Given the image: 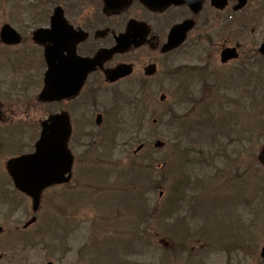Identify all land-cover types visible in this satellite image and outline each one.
Wrapping results in <instances>:
<instances>
[{
  "label": "flooded vegetation",
  "instance_id": "obj_1",
  "mask_svg": "<svg viewBox=\"0 0 264 264\" xmlns=\"http://www.w3.org/2000/svg\"><path fill=\"white\" fill-rule=\"evenodd\" d=\"M2 13V112L6 102L12 107L35 93L46 112L69 114L70 146L84 144L83 154L88 143L102 140L92 130H102L109 114H115L116 122L132 92L154 94L149 84L158 76L159 89L168 96L188 92L203 97L222 87L232 94L264 95V0H4ZM4 25L16 33L7 41L1 39ZM47 50L52 58H72L55 65L53 85L55 91L78 88L74 96L53 103L38 100L49 70ZM102 53L104 62L89 73L86 61ZM119 68L130 74L110 81ZM77 128L83 130L80 137L74 134ZM6 197L4 191L0 264H86L67 236L58 239L45 232L42 206L34 214L28 200L22 204ZM33 217L35 223L25 228Z\"/></svg>",
  "mask_w": 264,
  "mask_h": 264
},
{
  "label": "rangeland",
  "instance_id": "obj_2",
  "mask_svg": "<svg viewBox=\"0 0 264 264\" xmlns=\"http://www.w3.org/2000/svg\"><path fill=\"white\" fill-rule=\"evenodd\" d=\"M0 21V24H2L3 13L0 14ZM222 72L226 73L227 75V71ZM160 81V76H158L152 84H149L150 91L153 90L155 93L149 95L150 97L143 98L148 104V106H146L148 112L151 115L153 113L157 117V120L158 118L166 116L165 120L157 129V133L155 135L160 136V140L163 139L166 141L167 145L162 150H157L155 148L153 149L152 146L151 149L148 148V151L142 152L138 157V159L144 160L143 157L148 155L150 156V160L155 162L157 168L155 171L156 174L159 175L156 176L155 179H158L156 182H160L162 185L156 187L155 192L152 194L153 201H157V203L161 205L163 203L162 198L169 195V190L171 189L169 186L171 184L178 183L179 180L182 179L184 171H187L191 174L194 173V176L189 177L191 178V182L188 183V186L190 187L195 185L197 182L196 180H205L206 176L204 175H217L216 178H214L206 187H204V191H212L208 196L210 200L205 201L206 195L201 194L198 196V201L194 203L192 207L190 206L191 214L194 211L195 215L198 213V217L194 219L192 217L188 220L187 224L183 227L187 228L183 234L191 235V238L200 236L201 238L206 239L205 242L210 244L215 241V239H208L214 231L215 237L218 239V243H214L215 246H218V253H211L207 251L203 255L199 264H264V259L260 257L261 249L264 247V216L261 212L258 213L254 225H251L250 223L247 224V222H245L243 224V228H233L234 230L230 231L231 237L233 236V238L230 237L229 240L223 238V230L229 229L233 226L241 225V223L234 218L233 213V207L238 199H245V201L247 200L246 203L250 202L251 206L254 205L257 207L260 206V203H262L260 197L264 196V168L258 163L257 156L260 153L261 148L264 146V100L253 102V105H251L249 102L252 100V98L242 94V99L244 101L241 103L243 106L241 110L244 111V115L247 116L249 120H251L249 127H241L243 129V133L241 134L240 138H242L244 141H247V138H249L247 149H238V152L235 153V156L230 155L227 157L228 153L224 154L223 152L219 153L217 158L216 155H212V158L210 159V168H212V171L202 173L200 171L202 165L199 162V154H195L192 151H195V148L206 149L211 143L210 138L212 135H214V132H216V136L218 138H224L223 135H228V130L236 131L239 128V126L234 123V118L237 116V113L234 112L230 115V118H227V113L225 110L230 111V108L233 107V105L226 101L224 103V107L217 111L213 107V100L216 97H220L222 95H219L215 92L205 93L208 97V100L204 103L201 109H197L192 103H181L183 100L181 96H168L165 94V92H160ZM223 93L225 94L226 92ZM163 94L166 95V101L164 103L160 101V96ZM237 95L238 94H232V96ZM20 100L23 102H16L14 105H12V107L7 106V102L5 103V120L0 122V130H5V128L12 129L14 127L20 126L21 124L27 125L29 127H36L40 121L48 116L49 112H46L42 106L36 103L35 93L32 95L29 101L25 100L24 98H20ZM176 112L185 116H191L190 122L188 124H184L182 123V120L175 121L172 116L173 113ZM152 119L153 118L150 120ZM183 120L185 121V119ZM246 121L247 120L245 117L241 118V123L243 125ZM226 122H228V124ZM212 128L214 129L213 131ZM22 129L24 132L22 133L20 140L23 139L25 143H27L29 137H26V133L30 132L31 129ZM119 129L120 125L117 127L115 122V114H109L102 130H92L93 136L105 138V136L109 135L110 144L109 146H103L100 143L97 144V147L91 152V154L94 155L88 156V160L85 161L86 164L78 163L77 165L76 172L74 174V181L75 185L77 186L76 191H84L88 193L85 195L81 193H75L74 203L72 193H70V199L67 201V203L66 200H64L63 204L60 205L64 210L65 216H69L72 212H75L79 213V217L85 216L88 218L76 220L75 223L79 224V233L81 230L83 232L85 231L89 233V241L93 237V233L91 232L92 228H89L92 225V221L96 222L97 224L101 222L102 225L103 223H111L112 227L109 229L107 228L105 230L106 233H112L117 224L121 225L122 230H126V232H123L120 235V238L122 239L128 235H131L133 230H136V227L133 225L134 221L133 219L129 218V215L132 212H136V207H138L139 204L134 199H123L122 203L128 208L130 213L124 208V206L116 204L119 194H121V200L124 194L128 195L130 192H132L131 186H120V179L118 177V181L116 177L119 173V170L121 169L120 174L128 179V170L127 168L123 167L128 162L129 153H132V151L137 147V145L134 146V148L130 145L122 146V141L119 140L116 151L110 153L111 150L109 148L111 147V143L115 141L112 139H116L115 131L118 133ZM12 131H17V129L14 128ZM82 131V129L77 128L76 136L80 137ZM144 132H146V129ZM155 135L148 136L149 141L147 143L153 145L155 140L158 138ZM227 139L228 137L226 140ZM3 143L4 136H0V145H3ZM79 143L82 142L79 141ZM75 146L76 150L79 152L77 157H82V151H80L82 150L81 145L75 144ZM211 147L213 149L212 152L216 151L213 142L211 143ZM185 148H188L190 151L189 153L192 155H190V162H188L186 165L183 164V166L180 167V151ZM8 149L9 144L7 145L6 151L3 154H0V175L2 173V179H0L1 189L4 185L9 183L4 175L6 161L11 157L16 156L17 154L15 153L22 150H18L17 148V152H14L15 150ZM238 153L239 155H237ZM205 154L206 157L209 156L208 151H206ZM100 162H104V164L100 165ZM115 164L117 165L114 166ZM227 164L229 165L227 166ZM96 166L106 171L110 170V175L108 176L107 181H105V179L100 180L101 171L97 170L98 167ZM140 186L142 185L140 184ZM182 190V192H186L184 194L186 197L190 198L191 200L193 197L195 198L194 194L196 191L189 190L187 186L183 187ZM235 192L236 194H232ZM59 194H62V189L59 190ZM11 197H14L16 200L20 201V199L12 192V190ZM82 201H89V203L86 207H83ZM112 201L114 202L111 203ZM262 201H264V198ZM51 205V201H49L48 204L46 200L44 201L43 211L41 212L40 216L41 221L48 219L52 215V211L50 209ZM150 208L151 207H149V209ZM142 211H144V208H142V210L139 209V212ZM158 211H160V208ZM186 212V210H183L182 213L186 214ZM188 214H186V216ZM106 218H108L109 221L106 220ZM199 218L201 221H203V223H201V221L198 222ZM121 219L122 223L120 222ZM245 219L248 220L247 215H245ZM63 220L64 218L62 216H57L56 219L51 220V228L49 233L54 237L60 238L59 232L63 227ZM68 223L70 226H72V219H69ZM153 227V231L155 233L156 227L154 225ZM249 231L253 236L249 235ZM81 235L82 234H78L76 237H81ZM86 238L87 236L85 235V240ZM95 238L99 242V235H95ZM196 241L199 242L198 240ZM180 242L181 238L175 243L180 244ZM249 242H251V246H248ZM229 243L233 244V247L237 244H240V246L235 247L230 251V249H227V245ZM200 245H202L201 242L197 243L196 246ZM244 245L246 246L244 249H242ZM89 253L94 256L101 257L104 256V249L99 245H95L94 248L87 251V254H85V259H87V257H92V255H89ZM182 260L183 258H181L180 264H192L187 262V260H185V262H182Z\"/></svg>",
  "mask_w": 264,
  "mask_h": 264
},
{
  "label": "water",
  "instance_id": "obj_3",
  "mask_svg": "<svg viewBox=\"0 0 264 264\" xmlns=\"http://www.w3.org/2000/svg\"><path fill=\"white\" fill-rule=\"evenodd\" d=\"M10 28L5 27L2 32V40L7 41L10 34ZM17 41V40H16ZM61 49V48H60ZM50 51V50H49ZM47 50V61L49 70L46 74L45 89L39 96V100L44 102H53L74 96L78 88H68L59 91L54 84L55 65L61 63V59L70 62L71 57L65 60L61 55L52 58ZM97 60L86 61V66L93 69ZM125 71H114L110 78L114 80L121 76ZM126 75V74H124ZM62 78V77H61ZM64 81V80H63ZM55 87V88H54ZM1 115V113H0ZM71 135V124L67 113L51 115L41 124V134L38 142L35 144V152L26 156L12 159L7 163V170L13 179L15 187L30 196L33 199L34 210H37L40 203L42 191L55 184L68 182L71 177L73 156L68 148ZM156 147L161 148L163 144L157 142ZM141 148H139L140 150ZM264 164V149L259 157ZM66 175H69L67 178ZM264 256V249H263Z\"/></svg>",
  "mask_w": 264,
  "mask_h": 264
},
{
  "label": "trees",
  "instance_id": "obj_4",
  "mask_svg": "<svg viewBox=\"0 0 264 264\" xmlns=\"http://www.w3.org/2000/svg\"><path fill=\"white\" fill-rule=\"evenodd\" d=\"M126 122L129 125H131V126H128L130 128L134 127V125L137 124V122L135 121V116H134V121H133V115L132 114L129 115V117L126 119ZM162 122H163V120H161V123ZM226 123L228 124V122H226ZM213 130L214 129L212 128V131ZM223 136H224V138H218L216 136V132H214V135H212L210 138L211 143L213 142L215 145V150L217 151V155L221 152H223L225 154L228 148H231L233 150V148L235 149L238 147V143L235 142V138L227 141L226 138L229 136L225 135V134ZM193 153L197 154L198 152H193ZM190 155H192V154L190 153L187 155V160H186L187 162H190ZM201 158H203V156L199 157V162L201 161L200 160ZM130 160H132L130 162V168H131V175L133 177H138L139 180L141 181L142 180V175L140 173L141 170H142V172H146L145 173V177H146L145 185L142 186L140 189V191H141V192H139V194H140L139 198L140 199L137 198L138 202H140L139 200H141L143 202L141 203L140 206L136 207V210L139 211V209L142 210V208H144V212L137 214V217L140 218L139 220H137L138 223H145L146 227H149L150 224L153 223L155 227L163 230L161 233L162 236H170L171 235L170 232L166 231L168 229V227H166V226H169L170 224H173V223L178 224L180 222H184V216L182 215L183 200H184L183 193L184 192H182L183 191L182 190L183 185H181V184H183V181H181L180 185L177 183L176 185L174 184L171 187V189L169 190V195H167L163 199V203L161 206L158 205L157 201H154V203L152 204V200H153L152 193L155 192L156 187L153 189H151L149 187L162 185L160 182H158V183L156 182V180H158V179H155V177H156V171L155 170L157 169L155 162L151 161V163L147 164L146 159H144V160L138 159L137 156H132L130 158ZM145 167H147V169H145ZM188 174L189 173H185V175H187L186 178H189ZM146 184L148 186H146ZM153 184H155V185H153ZM146 194H148L149 196ZM134 198H135V195L133 197H131L130 199H134ZM263 198H264V196H262L260 198L261 201L263 200ZM262 203H264V201H262ZM149 207H151V208L149 209ZM159 208H160V211H158ZM261 210L264 212V208H261ZM172 238H174V237H172ZM178 247H179V244H176L175 246L171 247L170 252H169V255L171 257L176 258L177 250H181L184 246H180L179 248Z\"/></svg>",
  "mask_w": 264,
  "mask_h": 264
}]
</instances>
